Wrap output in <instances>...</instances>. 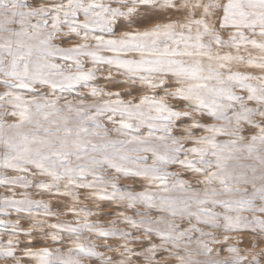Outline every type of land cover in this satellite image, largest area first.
Instances as JSON below:
<instances>
[{
  "label": "snow or ice",
  "instance_id": "1",
  "mask_svg": "<svg viewBox=\"0 0 264 264\" xmlns=\"http://www.w3.org/2000/svg\"><path fill=\"white\" fill-rule=\"evenodd\" d=\"M0 187V264H264V0H0Z\"/></svg>",
  "mask_w": 264,
  "mask_h": 264
},
{
  "label": "rangeland",
  "instance_id": "2",
  "mask_svg": "<svg viewBox=\"0 0 264 264\" xmlns=\"http://www.w3.org/2000/svg\"><path fill=\"white\" fill-rule=\"evenodd\" d=\"M102 83H103V82H102ZM121 183H123V184H128V183H131V182L125 180V181H121ZM4 192H5V189L2 188V187H0V194H3ZM34 198L39 199V198H41V197L36 196V197H34ZM43 198H44V199H49V197H43ZM65 202H66V201H65ZM59 203H61V201L56 200V199H53V200H52V207H53L54 210L57 208V205H58ZM111 210H112V209H110V208H108V207H106V206L103 207V211H104V212L111 211ZM59 211L63 212V211H65V209H64V208H60ZM68 218L70 219L71 217H68ZM93 219H95V217H93ZM103 222H104V223H107V220H104ZM22 223H26V222H25V221H22Z\"/></svg>",
  "mask_w": 264,
  "mask_h": 264
}]
</instances>
